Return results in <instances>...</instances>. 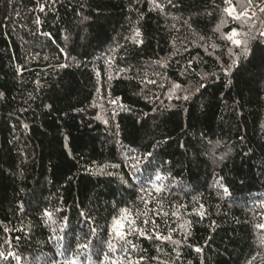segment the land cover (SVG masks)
<instances>
[{
    "label": "trees",
    "instance_id": "16d2710c",
    "mask_svg": "<svg viewBox=\"0 0 264 264\" xmlns=\"http://www.w3.org/2000/svg\"><path fill=\"white\" fill-rule=\"evenodd\" d=\"M263 2L0 0V264H264Z\"/></svg>",
    "mask_w": 264,
    "mask_h": 264
},
{
    "label": "snow or ice",
    "instance_id": "6c2138e0",
    "mask_svg": "<svg viewBox=\"0 0 264 264\" xmlns=\"http://www.w3.org/2000/svg\"><path fill=\"white\" fill-rule=\"evenodd\" d=\"M262 11H264V8L261 9ZM226 11H229L228 9H226ZM234 11V9L232 10ZM230 14H231V11H230ZM244 13H241V15H243ZM236 19H239L240 17L239 16H236L235 17ZM219 30V29H217ZM136 35L139 36L140 33L139 31L137 30L136 32ZM236 35H238V33H236L235 31H233L230 35H229V39L232 40L233 43H235L237 46H240L241 43L244 44V48H245V51H244V55L247 57L251 54V50L248 48V42L247 41H241L239 39H233V37H235ZM261 35H264V33H261ZM233 63H236V61H233ZM0 95H2V93H0ZM185 99H187V97H185ZM122 213L124 214H128V210L127 209H124L122 210ZM46 215H48L49 217L51 216V213H45ZM128 223L129 224H132V225H135V220L134 219H131V220H128ZM145 223H147V221H145ZM260 227H264V225H260ZM124 228H125V224H122L121 221L119 219L117 220H114V223H113V231L115 232V235L117 237H119L120 240H125L126 239V236L128 234H130V232L132 231L131 229H129L128 232L124 231ZM136 231L139 232L140 235L142 236H145L146 238H151L147 235V233L144 231V230H141V229H136ZM93 232H95V229H93ZM156 239H171V237H161L159 235H156L155 237ZM91 242L89 241V243H85V244H79L78 247L79 248H84V249H87L89 247V244ZM109 248L110 250H114L113 248V245L111 244V242H109ZM197 251H199V249H197ZM4 254L2 252H0V256H3ZM9 255H12V253H9ZM6 258V257H5ZM66 264H75V261L74 260H71V261H67ZM129 264H132L131 261H129ZM138 264V262H137Z\"/></svg>",
    "mask_w": 264,
    "mask_h": 264
},
{
    "label": "rangeland",
    "instance_id": "374dc122",
    "mask_svg": "<svg viewBox=\"0 0 264 264\" xmlns=\"http://www.w3.org/2000/svg\"><path fill=\"white\" fill-rule=\"evenodd\" d=\"M233 9H234V11H232ZM228 10L229 11H227V12H228L229 15L236 16V10H235V8L233 6L228 7ZM230 11H231V14H230Z\"/></svg>",
    "mask_w": 264,
    "mask_h": 264
},
{
    "label": "built area",
    "instance_id": "2783aa9c",
    "mask_svg": "<svg viewBox=\"0 0 264 264\" xmlns=\"http://www.w3.org/2000/svg\"><path fill=\"white\" fill-rule=\"evenodd\" d=\"M262 7H264V2H263L258 8H255L254 10H255L256 12H258V9H260V8H262Z\"/></svg>",
    "mask_w": 264,
    "mask_h": 264
},
{
    "label": "bare ground",
    "instance_id": "6f19581e",
    "mask_svg": "<svg viewBox=\"0 0 264 264\" xmlns=\"http://www.w3.org/2000/svg\"><path fill=\"white\" fill-rule=\"evenodd\" d=\"M3 223V222H2Z\"/></svg>",
    "mask_w": 264,
    "mask_h": 264
}]
</instances>
